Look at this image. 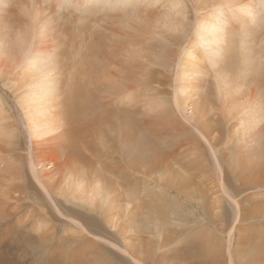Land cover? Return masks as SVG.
I'll list each match as a JSON object with an SVG mask.
<instances>
[{
	"label": "rangeland",
	"instance_id": "374dc122",
	"mask_svg": "<svg viewBox=\"0 0 264 264\" xmlns=\"http://www.w3.org/2000/svg\"><path fill=\"white\" fill-rule=\"evenodd\" d=\"M6 1L0 0V31L4 22L16 27V30H24L27 27L24 20L28 23V17L24 16L22 20V15L18 13L22 6ZM248 1L257 12L264 14V0ZM176 2L182 7L185 16L180 29L193 25L186 39L176 34V31L157 29V22L173 15L171 7ZM51 4L54 3H42V7L51 10ZM222 4V0H70L67 9L62 5L63 9L57 10L55 7L51 10L56 20L52 27L43 29L38 18L31 22L34 38L30 49L20 58L18 68L12 71L7 67L4 58L0 61V101L3 108L0 116L7 119L4 123L13 127L15 135V141L12 139L14 146L0 144V236L3 242L17 234L30 232L29 229L36 228L43 221L46 224L43 230L45 236L55 233L52 237L54 244H59V238L72 239L70 250L77 248L80 251L73 258L76 261L75 263L72 260L73 264H136L121 250L140 260L142 264H218L216 261L227 264L229 254L234 257L232 264H264V121L256 127H248L242 122L247 117L250 97L254 95L251 91L255 92V86L244 85L247 80L239 78L236 83L242 84L241 87L234 88L231 85L221 94L216 91L215 77L209 66L213 60H217V55H213L215 46L212 42L196 47L204 57L202 63L199 62L205 68L201 74L196 72L192 78L188 77L182 62L188 39L193 38L196 22L200 18L212 16L215 20L225 22L222 32H227L228 37L229 23L239 27V22H243L244 27L247 17L241 18L243 15L238 9H224ZM86 6L99 7L100 11L93 14L94 17L92 14H84L86 22L82 24L78 21L82 17L79 12ZM193 8L199 9L195 16ZM131 11L135 15L129 20L128 27L131 28H127L124 38V32L119 29L125 17L120 18V21L116 15L129 16ZM49 13L47 10L41 18L45 20L44 17ZM137 15L140 17L135 19ZM145 23L150 25L148 30ZM203 25L206 23L202 21L200 27ZM79 26L83 30L81 35L84 34L85 37L77 36L75 29ZM259 32L257 36L261 37L262 31ZM256 34L257 30L255 36ZM176 36H180L179 45L175 44ZM83 38L90 39L89 42L93 38H99L102 43L99 50L101 52H98L100 58L113 62V67L115 65V68L107 71L109 73L110 70L112 77H117L118 85L116 84L115 91L110 92V96L105 91L96 94L99 102L106 96V108H114L116 111L119 108L126 113L134 126L132 130H128L122 124L120 111L117 118L114 117L108 122L111 126L109 133L106 123L94 121L95 112L91 113L93 110L85 112L76 116L78 123H81L80 128L85 132L79 136L84 138L77 147L80 146V151L88 159L96 164L98 162L97 167L112 182L124 184L126 189L127 186L130 189L136 188L140 192L138 199H143V203L155 202L154 207H159L160 202L169 201L171 208L166 210L170 213L166 219L169 224L161 228L164 231L162 237L156 234L154 225L150 226L147 222L156 210L148 212L145 204L139 205L138 200V206L130 205L123 217L119 215L122 218L114 228V222L109 219L110 214L121 213L115 205L116 208L110 211L112 213L107 212L108 218H102L92 207V211L87 206L85 209L78 208L56 194L66 176L75 172L76 161L79 160L76 144L72 145L67 137L68 127H62L45 137L34 138L31 143L27 137L28 133L23 126L26 117L19 103L29 90V87H25L29 75L44 66V58L52 51L59 52L61 60L67 58L68 62L71 61L68 57L74 47L84 55L88 47L80 43ZM221 46L225 47V43H221ZM43 49L45 51L42 52ZM111 51L114 52L110 54ZM106 85L110 89V84ZM91 92L93 93L92 90ZM203 102L205 109L198 113ZM200 124L208 133L206 138L201 136L204 131L197 127ZM131 131L135 132V138L122 148L123 145L119 144L114 134L119 133L120 140L121 132L123 137ZM3 140L8 141L7 138ZM135 140L139 145L141 141L144 142L143 151L132 149V142ZM260 143L263 154H255ZM115 146L121 148L118 149V154ZM128 153L132 155V160L127 158ZM28 157L34 161L38 176L40 175L43 184L52 194L49 198L43 193L38 197L34 181L28 179L31 178L28 168L25 167ZM156 158L161 162L162 169ZM153 160L154 168H150L149 162ZM91 168L92 165H89L84 169L90 173ZM18 174L27 176V180H23L27 181L29 188L24 190V194L21 190L19 193L16 188L24 185ZM168 180L173 181L178 188L183 187L180 189L184 192L181 194L183 199L180 200L174 191L167 192L163 189L167 195L159 193V189L165 187ZM192 193L196 198L191 197ZM185 194L192 199H187ZM185 200L194 202L193 207L186 206L190 210L188 214L182 211ZM52 202L54 205L56 203L55 206L66 218L55 212ZM234 202L238 203L240 209L236 208ZM139 206L144 210L139 209ZM130 212L139 215L135 219L138 226L120 227L128 221L129 218L125 217ZM69 218L76 220L81 226L70 222ZM94 221L96 224H93ZM94 236L98 238H93ZM57 249L62 250L63 245H58ZM58 250L43 254L44 260H49L46 264L60 263H57L61 260L58 255L62 253L58 254ZM254 254H258V257L253 256ZM13 255L24 259L22 264H42L37 263L36 258L33 259V252L28 246H21L16 254L3 253V256ZM40 257L42 256L37 259Z\"/></svg>",
	"mask_w": 264,
	"mask_h": 264
},
{
	"label": "bare ground",
	"instance_id": "6f19581e",
	"mask_svg": "<svg viewBox=\"0 0 264 264\" xmlns=\"http://www.w3.org/2000/svg\"><path fill=\"white\" fill-rule=\"evenodd\" d=\"M155 1L156 0H152V2H155ZM255 1L259 2L260 0H255ZM6 2L10 4L16 3V5L20 4L22 8L18 10V13L20 12V14L22 15V20L24 16L28 17L27 18L28 23L24 20V25H26L28 28L26 27L24 30L23 29L16 30L15 29L16 27L14 28L11 25H7V23L4 22L3 24L4 26L2 27L0 31V61H1V58L2 59L4 58V62L7 63V67L12 69V71H14L16 68H18L21 62L20 58H22L23 54H26L25 53L26 50H28L29 46L32 44L34 33L32 32V28L30 27L31 22L33 23L38 18L39 21L41 20L40 22L39 21L38 22L43 27V29L52 27L56 21L53 16L54 12H52L53 11L52 9L55 7L57 8V10L63 9L62 5H65V8L67 9L68 6L70 5V0H62V2L61 0H55V1L54 0H38V1L37 0L36 1L35 0H7ZM47 2L54 3V4H51L52 11L50 9L42 7V3L46 4ZM222 3L228 5V6H224L222 4L224 9H226V7H231L232 10L233 9L235 10V8L238 9L243 15L241 16V18L247 17V22L244 24V27H242L243 22H239V25H240L239 27H235L234 23L233 24L229 23L228 24L229 37H228L227 32H224V33L222 32L223 25H225L224 24L225 22H221L219 19L215 20L216 18L215 19L211 18L212 16L211 17L207 16V18L205 17L200 18V21L196 22L197 27L194 29L195 34L193 35V38L191 39L189 38L190 40L188 39L186 51L183 52L182 62L184 64V67H186V70L184 72H187L188 77L190 78H192L196 72L198 74L202 73V70L205 69L203 65L201 64L202 59H204V57L201 55L200 52L196 50V47L204 43L212 42L215 46V51H214L215 53L213 55L214 56L217 55V60H213L211 65L209 64V66H210L211 72L213 73V77H215L214 79L216 81V87H215L216 91H218V93L221 94L224 92L225 89L229 88L231 85H233L234 88L241 87L242 84L238 85L236 83V79H239V78L247 80V82H245L244 85L254 84L255 92L251 91L252 95L253 93L254 95L250 97L251 101L249 103L248 114H247V117L242 120V122L243 124H246L248 127H251V126L256 127L259 123H262L264 121V14L262 12L261 13L257 12L254 6L252 5V3H250L248 0H222ZM218 4L220 5L221 3H218ZM213 5L215 4L213 3ZM171 9H172L173 15H168L164 20L157 22L159 26L157 29L164 28L171 32L176 31V34L178 35L180 34V36L182 35L186 39L188 37V32L192 30L193 25L189 26L188 28L180 29L183 24V19H185L182 7L180 6V4L176 2L174 4L172 3ZM47 10H49L50 13L47 17H44L45 20H43L41 16L45 15ZM99 11H100L99 7L95 8L94 6L93 7L86 6L84 7L83 10H81V12H79V14H81L82 17L78 18V21L82 22L83 24L84 22H86V19L83 18L84 14H87V15L92 14V16L94 17L93 14H96ZM109 11H112V10H109ZM197 11L199 12V9L196 10L195 8H193L194 16L197 14ZM8 12L9 11H7V14ZM132 12L133 11L129 13V16L127 14L125 16L116 15L117 19L125 17L124 19H122L124 20L122 23H120L121 19L119 21V23L121 24L119 30L124 32V38L126 36L127 28H131L130 26L128 27V25H129V20L135 15V13H132ZM202 12H205V11H202ZM206 12L208 14V11ZM76 13L77 12H75V14ZM137 17H140V15L135 16V19H137ZM110 18H114V17L111 16ZM56 19L58 20V18ZM202 21L205 22L206 25H203L202 27H200V24L202 23ZM20 23H23V22L20 21ZM144 25L147 30L150 28L149 23H145ZM39 27L37 28L39 29ZM256 30H257V34L255 36ZM75 31H77V36L79 37H82L84 35V34L81 35L83 32V30H81V26L76 28ZM259 31H262V35H261L262 38L257 36ZM180 36L174 37V41L176 45L180 44V40H181ZM83 37H85V35ZM98 39L93 38V40H91L90 42H89L90 39L89 40L84 39V38L80 39V43L84 44L86 48L88 47L87 52L84 55L80 54L79 50L74 47L73 52L68 57V59L71 60L70 62H68L69 60H67V58L66 59L64 58L65 56H63L64 59L62 61L61 60L62 56H60V53L59 52L57 53L56 51H52L50 55L44 58V60L46 59L44 61V66L37 69L36 72H33L32 74L29 75L30 77L28 79V82L25 83V87L27 88L29 87V90L28 92L25 93V96L21 98V101L19 103V106L24 111L25 113L24 116L26 117L25 118L26 122H24L23 126H24L25 131H27L28 133L27 137L29 138L30 143L34 138L45 137L57 131L58 129H61L62 127H68V130H66L67 137L70 138L72 145L76 144L75 149H76V154L78 157L77 159L79 160L76 161L77 166L75 168L76 169L75 172L70 173L69 175L66 176L63 184L61 183L62 186L58 188V191L56 193L58 196L65 199V201L68 204L74 205L78 208H84V209L87 206L90 208V211H92V208H93L95 210V213L102 216V218L104 217L108 218L107 212H110L111 210L118 207L121 213L119 212L117 213V215L110 214V218H109L110 220L114 222L113 226L115 228L117 226V222L124 216V212L126 208H128V206L130 205L133 207L134 204L138 206V204H136L138 200L139 205L145 204V208L148 210V212L156 210L153 212V214L151 213L152 217L148 218L149 220H147V222H149L148 224H150V226L154 225L155 229L157 230L156 234L159 237H162L164 231L161 230V228L169 224L166 221L168 215L170 214L168 213V211L171 208L169 201L168 203L160 202L158 204L159 207H154V204H156L155 202L151 204L143 203L142 201L143 199H140V200L138 199V197H140V192L137 191L136 188L130 189L127 186V189H126V187H124L125 186L124 184L120 185L119 182L117 183L112 182L109 179L110 177L106 176L104 172L101 171L102 169L100 170L97 167L98 162L96 164V162H93L90 159H88L85 156V154L81 152L82 150L80 151V146L78 145L79 149L77 147V144L81 143L82 139L84 138V137L79 138V136L83 135L85 132H83L82 127L80 128L81 123L80 122L78 123L76 116L93 110L91 113L93 114V112H95V114L93 115V119H95L94 121H97L98 123L99 122L106 123L105 124L106 130H109V133H110L111 126L108 122L114 117L117 118L116 116L117 113L121 111L119 108H118V111H116L114 108L107 109L106 108L107 97L103 96L102 101L99 102V97L96 95L101 91H105L110 96V92L115 91L116 84L118 85V82L116 80L117 77L116 76L112 77V75L110 74V70H109V73L107 71L110 68H115V65L113 67V62H110L107 59L103 60V58H100L99 56V53L101 52V51L99 52V50L101 48L102 43ZM221 43H225V47H222ZM261 43H263V45H261ZM56 48H58V46ZM45 49H43L42 52L45 51ZM113 52L114 51H111L110 54ZM206 55H207V51H206ZM206 55L204 53L205 57ZM163 57H165V55ZM104 61L106 62L104 63ZM35 62H38V61H35ZM35 62L33 63V65L35 64ZM66 69L68 70L65 71ZM2 76H5V75H2ZM78 76H80V79ZM6 79H8V77ZM105 83L110 84V89L108 85H106ZM107 89H109V92ZM91 90L93 91V93L91 92ZM174 103L175 101L173 99V104ZM204 109H205V103L203 102L200 108L198 109V113L203 112ZM2 113H3V108H2V102L0 101V115ZM6 121H7L6 118L4 117L2 118L0 116V144L4 145L5 143V145L12 147L15 145L14 130H13V127H11V125L4 123ZM122 124L125 125L128 130H132L134 126L132 125L133 124L132 121L130 123V120L127 117L125 112H122ZM197 127L201 128L204 131V127L202 126V124L198 125ZM207 134L208 133L204 131L201 136L203 138H206ZM114 135L115 137H117V141L119 142V144L123 145L122 148L126 147V146L124 147V145L128 144L129 140L135 138L134 131H131L128 135L126 134L123 137H122V132H121L120 140L118 139L119 133H116ZM130 135H132V138L129 139ZM5 138H7L8 140L7 142L3 140ZM12 139L14 141H12ZM137 140L132 142V149L137 152H138V149L139 150L141 149V151H143L144 150L143 147L145 145L144 142L141 141L139 145V142H137ZM102 146L105 147L104 143L102 144ZM116 149H117L116 152L118 154L119 153L118 149H121V148L117 147ZM94 150L95 149H93V151ZM262 150H263V146L260 143L259 148L255 150L257 151L255 154H259V153L263 154ZM72 152H74V150ZM127 158L131 160L133 159L132 155L129 153H128ZM85 161L88 163H86ZM156 161L159 162L160 167L162 169L163 166L161 162L157 158H156ZM240 163L241 165L243 164L242 162ZM85 164L86 165L88 164L87 166L92 165L90 173L87 172L86 169H84L85 167H87ZM149 165H151L150 168H154V160L149 162ZM25 167H27L30 172L29 175L31 178L28 177V179L30 180L32 179V181H34L35 187H37L35 189H38L37 190L38 193L36 192L38 197H40L41 194L43 193L45 194L46 197L49 198L52 194H50L49 190L47 189V186L43 184L41 178L39 177L40 175L38 176L39 173L37 174L36 172L37 168L35 167V163L31 158L28 157V161ZM234 169L236 168L234 167ZM218 171H220V169ZM21 175L22 174H18L20 180H23L24 178L27 180V176L23 177V175L22 176ZM27 175H28V172H27ZM176 175L179 176V174H176ZM88 177H91V178H88ZM26 180H23L24 185L22 187L20 185L16 187L17 191L19 192L21 190L20 192L22 194H24L23 193L24 190L28 187ZM32 181H30V183H32ZM174 184L175 183L173 181L168 180L166 182L165 187L159 189V193L161 195H167L166 191L163 190V189H166L167 192L174 191L180 200L183 199L181 194H184V192L180 190V189H183V187L178 188ZM182 185H185V184H182ZM33 187H32V190L34 189ZM196 193L197 192H195V194ZM113 195H115V197H113ZM185 196L187 197V199L196 198V197H193V193L191 196L192 198L186 194ZM39 201H42V200H39ZM234 204L237 209H240L238 203L234 202ZM41 205L43 206V204ZM55 205L53 204V209L55 210V212L61 217L66 218L58 210V208ZM114 205L116 207H114ZM105 206L106 208H104ZM183 206L184 207H182V211L188 214L190 210L186 209V206L193 207L194 202L192 203V202L185 200ZM173 207L174 205L172 206V208ZM139 209H143V208L139 206ZM166 210L168 211L166 212ZM41 212H43V210H41ZM120 214L122 215V217H119ZM138 216L139 215L134 214L133 212L128 213L125 218L127 219L129 218L127 221L129 222V224L125 222L124 226L121 225L120 227L124 228L128 226V227L134 228L136 225L138 226V222H136L135 220L137 219ZM131 217L133 219H131ZM48 220L49 219H47V221ZM69 221L74 222L75 225H78L79 227L81 226L80 223H78L76 220H73L72 218H69ZM237 221L238 220H236V222ZM42 222L43 221H41V223H39L36 226V228L29 229L30 232H25V234L23 235L17 234L15 237L10 238V240L7 239L8 241L3 242V239L0 236L1 238L0 239V264H22V261L24 259L16 258L14 255L11 257L3 256V253H15L16 254L18 252V249L21 246H28L31 249V251L33 252V256H34L33 259L36 258L35 260L38 261L37 263L41 262L42 264H46L47 262H49V260L47 261L44 260L43 254H46L47 252L51 253L54 250H58L57 246L60 244L63 245V249L58 250L57 252L58 254L62 253L60 256L58 255V257L61 260H58L59 258L57 257L58 258L57 259L58 261L56 260L57 263L60 261L59 264H73L75 261L73 258H75L77 252L79 253L80 251H77V248L70 250L73 245L72 239L67 240L64 238H59L61 239L59 244H54L52 242V237H54L55 233L53 232L45 236V233H44L45 231L43 232V230L46 228L45 227L46 224L45 223L43 224ZM94 223L95 221L93 222V224ZM19 229L22 230V228H19ZM93 238H98V237L94 236ZM71 241L72 243H70ZM154 242L155 241H153V243ZM167 244L168 242L166 243V245ZM209 250H211V248ZM121 252L123 254L128 255L131 258L130 260H132L133 263L142 264L140 260L132 257L131 254H129L128 252L123 251V250H121ZM212 253L213 251L211 252V254ZM40 255L42 257L37 259L38 256ZM25 256L27 255L25 254ZM253 256L258 257V254H254ZM256 257H254V259H256ZM250 258L251 256H249V259ZM72 260L74 261L72 262ZM233 260H234L233 255L229 254L226 262H228L227 264H232ZM216 262L218 264H221L220 261H216Z\"/></svg>",
	"mask_w": 264,
	"mask_h": 264
}]
</instances>
